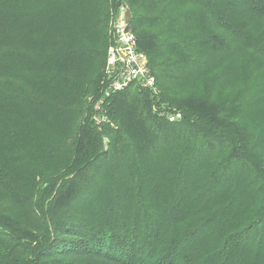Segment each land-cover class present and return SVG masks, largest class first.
I'll list each match as a JSON object with an SVG mask.
<instances>
[{
  "label": "trees",
  "instance_id": "16d2710c",
  "mask_svg": "<svg viewBox=\"0 0 264 264\" xmlns=\"http://www.w3.org/2000/svg\"><path fill=\"white\" fill-rule=\"evenodd\" d=\"M0 264H264V0H0Z\"/></svg>",
  "mask_w": 264,
  "mask_h": 264
},
{
  "label": "built area",
  "instance_id": "2783aa9c",
  "mask_svg": "<svg viewBox=\"0 0 264 264\" xmlns=\"http://www.w3.org/2000/svg\"><path fill=\"white\" fill-rule=\"evenodd\" d=\"M129 11L124 4H118L110 22V42L104 64V95L121 92L131 85L157 92L156 78L153 75L149 58L138 47L136 35L130 28L126 15ZM100 103L96 108L100 107ZM169 121L181 118L180 112H170L154 108Z\"/></svg>",
  "mask_w": 264,
  "mask_h": 264
},
{
  "label": "water",
  "instance_id": "95a60500",
  "mask_svg": "<svg viewBox=\"0 0 264 264\" xmlns=\"http://www.w3.org/2000/svg\"><path fill=\"white\" fill-rule=\"evenodd\" d=\"M131 17H132V14H131V11L129 10L127 12V15H126V18H127L128 23H130Z\"/></svg>",
  "mask_w": 264,
  "mask_h": 264
},
{
  "label": "rangeland",
  "instance_id": "374dc122",
  "mask_svg": "<svg viewBox=\"0 0 264 264\" xmlns=\"http://www.w3.org/2000/svg\"><path fill=\"white\" fill-rule=\"evenodd\" d=\"M249 68L253 71L254 75L258 72V70H256V73H255V70H254V67L253 66H249ZM248 76L249 77L251 76V73L250 72L248 73Z\"/></svg>",
  "mask_w": 264,
  "mask_h": 264
}]
</instances>
